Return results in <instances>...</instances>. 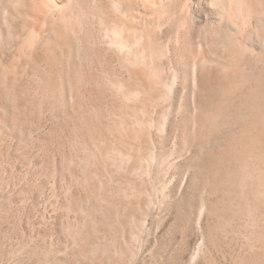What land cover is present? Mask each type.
Segmentation results:
<instances>
[{
    "label": "bare ground",
    "instance_id": "obj_1",
    "mask_svg": "<svg viewBox=\"0 0 264 264\" xmlns=\"http://www.w3.org/2000/svg\"><path fill=\"white\" fill-rule=\"evenodd\" d=\"M54 1L56 5L50 6L46 0H0V61L3 45L15 37L22 20L27 32L24 40L20 39L23 46L20 41L17 49L18 55H22L19 63L37 59L38 64L33 62L31 66L41 65L35 75L40 71L38 76L42 80L33 85L38 86L36 93L42 94L41 98L44 96L48 103L51 101L53 107L57 94L53 83L61 79L58 65L66 56H52L57 49L66 51L70 62L76 54L79 65L86 66L85 49L80 45L72 47L71 36H90L98 28L96 20L102 26L109 21L113 35L110 47L114 97L125 99L127 109L119 114L117 102L111 114L120 118L125 133L123 137L111 134L112 155L107 170L103 166V159L108 158L107 138L102 130L98 132L95 174L114 181L128 195L130 207L138 203L142 207L145 203L138 198L147 189L146 177L152 173L157 178L164 160L171 159L169 167L174 169L162 204L173 206L184 234L197 228L208 246L222 234L238 235L244 264H258V257H264V0H109V19L98 0ZM44 34L51 39L45 42L46 47H52L56 37L57 41L53 42L56 51L47 48L53 59L46 57L42 64L37 55L46 56L44 49L43 54L38 53ZM27 50L28 56H24ZM17 52L13 56L17 57ZM14 71L11 78L15 86L16 80L24 76L18 74L19 70L16 73L15 68ZM3 75L0 91L7 86L3 82L10 79L3 81ZM25 88H18L19 93ZM70 98L77 99L72 94ZM83 106L87 109L86 104ZM147 139L153 150L148 162ZM132 217L140 219L136 211ZM92 219L103 224L95 212Z\"/></svg>",
    "mask_w": 264,
    "mask_h": 264
},
{
    "label": "rangeland",
    "instance_id": "obj_2",
    "mask_svg": "<svg viewBox=\"0 0 264 264\" xmlns=\"http://www.w3.org/2000/svg\"><path fill=\"white\" fill-rule=\"evenodd\" d=\"M46 1L51 3L50 6L54 3L56 5L54 0ZM98 2L107 12L109 19L111 16L109 0H98ZM29 21V19L26 20L27 25L31 24ZM79 21L82 22L81 19ZM95 23L98 32L95 30L87 37H84L82 33H77L74 36L75 39L72 36L69 37L72 47L76 45L77 48L80 45L85 49L86 66L79 65L78 57L75 58L76 54L72 56L70 62L66 51L60 52L57 49L52 56H57L58 52L59 55L54 59L59 58L60 54L66 56V60H61L58 65L61 79L53 83L58 94L55 95L53 107H51V101L48 103L44 96L41 98L40 92L38 93L41 95H38L35 91V86L39 80H42L41 76H38L40 71H37L39 73L35 75L36 70H40L41 67V65L38 68L34 67L37 59L30 61L29 57L30 60L23 57L30 61V65L27 63L29 66L26 64L27 61H23L24 59L22 61L26 65L19 63L22 55L19 54L20 58L18 55L20 50L17 52V49L21 46L20 41L22 43L27 32L22 20H19L15 37L3 45L0 77L5 74L2 80L5 81V78L10 77L8 80L12 82L8 81L11 83L10 86L7 81L3 84L1 82L2 85L7 84L5 85L7 88L4 86L5 91L3 88L0 91V264H244L246 260L242 252L239 253L241 249H239L238 235L229 237L222 234L213 242V245L208 246L201 239L197 228L190 233L191 235L184 234L183 224L177 221L175 216L177 213L173 210V206H170L171 208L167 205L163 206V196L170 188L171 169H174L169 167L173 162L171 159L164 160L162 171L159 170L157 178H153L155 174L152 173L146 177L147 189L144 188V191L138 193L141 196H137L138 200L145 203L142 207L139 203L136 207H130L128 195L120 191L114 181L104 177L101 179L95 174L97 159L94 152L99 146L98 132L102 130V135L107 138L108 158L103 159V166L108 170L109 158L112 155L111 134L115 132L123 137L125 133V127L121 124L120 118L115 119L112 115L113 105L119 103H117L119 114L127 111L125 99L114 97L113 52L110 47L113 36L111 24L108 21L102 26L98 20ZM41 39L38 44L42 50L38 47V53L43 54L46 50V56L43 57L44 54H41L42 56L39 57V54L37 57L41 59L40 63H44L43 59L46 57L53 59L51 55L54 50L56 51L53 48L57 37L55 41L52 40L54 42L50 47L52 52L47 51V48L48 50L50 48L45 46L47 39H50L49 35L44 34ZM16 52L17 57L16 54L13 56ZM24 53H26L23 54L24 56H28V50ZM15 59L18 63L14 61ZM20 64H24L25 67L21 65L24 67L22 69ZM53 64L55 65V62ZM12 65L16 73L19 70L18 74L24 76V79L21 77L15 79L19 84L18 87L16 81L14 86V79L11 76L14 71ZM15 65L18 67L16 68ZM9 68L11 72H8ZM22 70L24 72H20ZM73 72H76V75L72 78ZM27 86H29L28 89L25 88ZM30 86L34 88H31L34 90L31 93ZM22 87L25 88L26 93L22 91L24 89H21L19 93L18 88ZM34 92L37 95L33 94ZM71 94L77 99L70 100ZM84 104L87 105V109L83 106ZM15 118L18 120L14 121ZM147 140L148 154L151 156L147 154L148 162L153 157L151 155L153 150L150 147L151 141ZM94 206L96 210H100L94 211ZM134 211L140 217L138 221L132 217ZM94 212L103 224L92 219ZM178 225H180L179 228ZM180 228L182 230H179ZM233 237L234 239L231 240ZM182 248L186 250L182 251ZM261 257L263 256L258 257L262 260H259L258 264H264V257Z\"/></svg>",
    "mask_w": 264,
    "mask_h": 264
}]
</instances>
